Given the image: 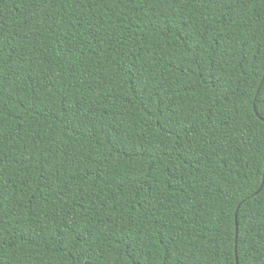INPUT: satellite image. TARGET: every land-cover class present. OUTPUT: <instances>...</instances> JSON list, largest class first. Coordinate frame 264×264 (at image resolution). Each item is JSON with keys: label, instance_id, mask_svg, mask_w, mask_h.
Returning a JSON list of instances; mask_svg holds the SVG:
<instances>
[{"label": "trees", "instance_id": "obj_1", "mask_svg": "<svg viewBox=\"0 0 264 264\" xmlns=\"http://www.w3.org/2000/svg\"><path fill=\"white\" fill-rule=\"evenodd\" d=\"M263 78L264 0H0V264H264Z\"/></svg>", "mask_w": 264, "mask_h": 264}, {"label": "water", "instance_id": "obj_2", "mask_svg": "<svg viewBox=\"0 0 264 264\" xmlns=\"http://www.w3.org/2000/svg\"><path fill=\"white\" fill-rule=\"evenodd\" d=\"M263 81H264V78H263ZM263 81H262V82H263Z\"/></svg>", "mask_w": 264, "mask_h": 264}]
</instances>
